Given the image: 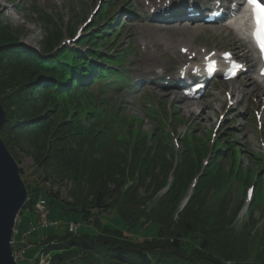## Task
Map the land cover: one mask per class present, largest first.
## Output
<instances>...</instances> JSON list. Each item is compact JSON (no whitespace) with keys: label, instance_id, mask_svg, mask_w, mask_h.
Instances as JSON below:
<instances>
[{"label":"trees","instance_id":"trees-1","mask_svg":"<svg viewBox=\"0 0 264 264\" xmlns=\"http://www.w3.org/2000/svg\"><path fill=\"white\" fill-rule=\"evenodd\" d=\"M112 2L106 1L79 40L83 51L60 47L58 18L40 16L45 36L37 49L22 43L18 30L0 21V104L6 116L0 138L8 148L33 150L34 162L49 169L50 184L51 173L67 176L72 185L71 201H64L66 213H83L85 220L99 225L96 215L114 210L130 226L156 223L157 235L136 242L106 226L82 235L67 230L40 241L41 254L48 264H264V233L258 230L264 215H254L262 200L258 191L245 222L237 221L249 176L256 183L264 179L261 155L230 142L218 143L201 173L209 148H190L194 143L190 132L186 136L190 145L180 150L173 168L174 151L169 141L163 144L161 137L169 136L158 113L145 111L153 125L149 135L132 131L138 118L127 116L123 103L113 100L125 83L124 57L111 48L124 26L114 25L117 16L106 20L116 6ZM100 21L106 23L98 30ZM68 34L74 31L69 29ZM111 76L110 82L95 85ZM23 182L27 192L23 208L34 211L43 188ZM231 182L241 184L233 209ZM32 263L39 264L37 256Z\"/></svg>","mask_w":264,"mask_h":264},{"label":"rangeland","instance_id":"rangeland-1","mask_svg":"<svg viewBox=\"0 0 264 264\" xmlns=\"http://www.w3.org/2000/svg\"><path fill=\"white\" fill-rule=\"evenodd\" d=\"M106 1L0 0V21L18 30L22 43L37 49L45 36L44 28L39 22L42 14L53 17V19L58 18L55 24L58 28H61L62 39H66L70 37L67 35L69 29L73 31L81 29L86 19L91 16L94 8L100 4L104 5ZM150 2H152L153 6H148ZM115 4V9H109V13H115L119 16V21L114 25L117 26L124 19L125 22L123 23L124 27L121 36L114 41L111 48L115 49L116 53H120L124 57L123 59H126L127 63L125 66L128 76L124 74L123 77L131 93L124 91L123 94L115 96L113 100L118 102L117 104L123 103V112H127V116L138 118V121L131 124L132 131L142 135H149L153 125L150 119L147 118L146 113L154 110L156 113L162 112L163 116L168 115L171 118V127L176 138L181 140L179 142L182 145V151L186 144L190 145L188 137H186L189 132L194 135L191 136L194 143L190 145V148L206 149L209 136L220 116V112L229 107L226 93H229V84H233L241 91L240 99L235 100L236 103L232 100L234 108L229 110L228 116L217 134L218 140L225 143L228 139H232L235 141L236 148H241L244 152L261 154L264 151V119L261 113L264 108V102L262 100L257 102L254 95L247 92V89L250 88L248 87L250 85L249 80L241 77L242 79L237 78L235 81L226 84L215 78L203 95L197 100H191L198 103L195 105L194 112H186L183 109V105L190 100H181L176 93L175 96H172L171 94L174 93L171 90L172 88H164L167 86L162 85L164 89L171 90L163 91V89L157 87L158 85L155 86L154 83L149 82L152 77L157 75H163L167 79L175 77L179 73L180 68L193 63L190 60L198 61L197 57L191 59L195 52L200 54V51H205V53L231 51L234 54L236 53L241 59H244L243 52H239L236 47L237 40L234 38L232 29L221 28L218 24L202 26L200 23H194V25L188 22L173 23L175 20L166 16L170 12L159 10L158 8L172 4V0H160V2L159 0H116ZM142 11L144 14H142ZM135 12H139L140 15ZM97 14L94 15V18L97 17ZM91 24L88 23L87 27ZM182 26L185 28L189 27L191 31L196 30V27L200 28V30L191 35L181 36L178 43H175L174 46H169L163 33L177 28L181 29ZM155 27H159L161 32L158 34L153 33L151 30H154ZM98 43L101 45V40ZM186 50L188 52L182 57L179 52L185 53ZM219 98L221 99L219 100ZM257 113L262 116L261 122L263 125L261 128L256 124L255 115ZM229 133L232 134V137L229 136ZM113 135L116 136L118 133L113 132ZM157 135H161V131L158 130ZM161 139L163 144L168 143L170 140V138L167 140L164 136ZM22 147L24 152L18 148H6L16 162L18 169L23 173L21 179L28 184L36 182L43 188L38 200L47 207L48 213L45 215L46 220L35 212V208L32 211L25 207L19 212L18 223L15 226L17 231L13 236L16 248H19L18 251L21 249V254H18V257L21 258L18 259L17 257V264H33L32 260L36 256L39 260L42 255V251L40 252V241L48 237H58L66 234L69 222H75L79 225L77 228L78 235L91 231L96 233L104 230L105 226L110 230L131 237L136 242H142L157 235L158 225L156 223L144 226L141 224L130 226L114 210L99 212L96 215L99 218V225H94L92 222L85 220L83 213H66L64 201H71L69 198L71 181L68 180L67 176L63 175L59 178L51 173L53 183L50 184L46 180L47 175L50 174L49 169H44L42 165L38 166L34 162L33 150L31 151L30 148L25 146ZM165 150L167 153L166 158L171 162L168 145ZM242 156L241 154L239 157ZM242 162L246 164L244 160ZM224 165L229 166L227 162H224ZM241 166L245 168L244 165ZM231 168H233V165L228 170ZM251 181L254 182L249 176L246 186ZM261 181L262 184L258 188ZM238 186H241L239 182L230 183L229 190L232 194L231 209L236 206L240 199L237 193ZM255 189L262 195V200L260 206H257L258 209L254 211V215L255 218H262L264 215V179H258ZM44 190L50 193L51 197ZM239 217L238 223H244L247 218V210L242 209ZM43 219L47 221V224H42ZM51 223L54 226L50 225ZM263 224L264 222H260L258 225V230L262 233H264Z\"/></svg>","mask_w":264,"mask_h":264},{"label":"water","instance_id":"water-1","mask_svg":"<svg viewBox=\"0 0 264 264\" xmlns=\"http://www.w3.org/2000/svg\"><path fill=\"white\" fill-rule=\"evenodd\" d=\"M5 121L0 105V129ZM26 200L27 192L18 166L0 138V264H17L12 256L11 239L16 217Z\"/></svg>","mask_w":264,"mask_h":264},{"label":"bare ground","instance_id":"bare-ground-1","mask_svg":"<svg viewBox=\"0 0 264 264\" xmlns=\"http://www.w3.org/2000/svg\"><path fill=\"white\" fill-rule=\"evenodd\" d=\"M233 1L236 4L240 5V7H241L239 9L240 16L239 17L235 16L234 18H230L229 21L227 22V24H224V26H221V28H223V27L225 28L228 26L229 28H232L234 30V38L237 40L236 47L239 49H241V48L243 49L244 56L246 57V59H248L250 64H252V66H251L253 68L252 75L248 74L245 76L250 81V86H248V87L251 88V89L248 88L247 92H249V94H253L254 96H256L258 101H259L261 99H264V86L262 85L263 78H264V66H262V67L257 66L258 59L255 57L254 50L245 37L247 12L244 9H242L243 3L240 0H233ZM199 30H200V28L196 27V30L191 31V30H189V27L185 28L182 26L181 29L177 28V29L172 30L170 32H165V33H163V35L166 36L167 42L169 43V46H174L175 43L179 42L181 36L191 35L193 33H197ZM151 31L153 33H157V34L161 32L159 27H155L154 30H151ZM203 57L205 59L206 54H204L202 56V60H203ZM191 69H197V67L192 66ZM230 94L234 98H236V100L237 99L239 100L241 91L239 90L238 87H232ZM171 95L175 96V93H173ZM220 99L221 98H219V100ZM187 104H189V105H187ZM197 104L198 103L195 101H187L185 103V105H183V109L186 112H194L195 111V105H197ZM29 234H30V232H29ZM21 239H22V236H21ZM25 242H26V239H25ZM43 253L45 254L44 250H43ZM12 256L15 259V254H14L13 249H12Z\"/></svg>","mask_w":264,"mask_h":264},{"label":"snow or ice","instance_id":"snow-or-ice-1","mask_svg":"<svg viewBox=\"0 0 264 264\" xmlns=\"http://www.w3.org/2000/svg\"><path fill=\"white\" fill-rule=\"evenodd\" d=\"M252 6L253 15L256 22L254 36L262 53H264V4L261 0H247Z\"/></svg>","mask_w":264,"mask_h":264},{"label":"built area","instance_id":"built-area-1","mask_svg":"<svg viewBox=\"0 0 264 264\" xmlns=\"http://www.w3.org/2000/svg\"><path fill=\"white\" fill-rule=\"evenodd\" d=\"M34 208L37 214L45 218V215L47 214V209L42 202L38 201L36 205L34 206ZM45 219L42 220V224L44 225L47 224V221H46L47 219L46 220ZM50 225H53V224L51 223ZM68 229L70 232L75 233L77 229V225L74 223H70ZM11 246L13 249H16V245L14 244L13 240L11 241ZM14 254H15V259H16L19 255L17 252H15V250H14ZM39 264H48V261L46 260V257L44 255L40 256Z\"/></svg>","mask_w":264,"mask_h":264}]
</instances>
